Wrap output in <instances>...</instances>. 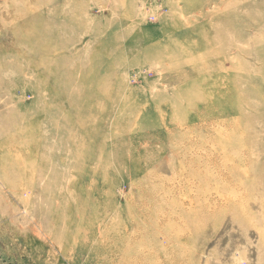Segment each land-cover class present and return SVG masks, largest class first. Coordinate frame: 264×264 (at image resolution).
Instances as JSON below:
<instances>
[{
    "label": "rangeland",
    "instance_id": "rangeland-1",
    "mask_svg": "<svg viewBox=\"0 0 264 264\" xmlns=\"http://www.w3.org/2000/svg\"><path fill=\"white\" fill-rule=\"evenodd\" d=\"M0 264H264V0H0Z\"/></svg>",
    "mask_w": 264,
    "mask_h": 264
}]
</instances>
